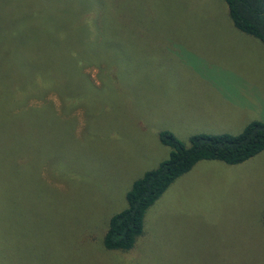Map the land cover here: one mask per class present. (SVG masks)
Segmentation results:
<instances>
[{
    "label": "rangeland",
    "instance_id": "obj_1",
    "mask_svg": "<svg viewBox=\"0 0 264 264\" xmlns=\"http://www.w3.org/2000/svg\"><path fill=\"white\" fill-rule=\"evenodd\" d=\"M47 1L0 0V264H264V149L195 162L146 209L130 249L102 245L131 182L168 155L159 131L187 143L264 121V45L223 0ZM76 4L73 35L53 33L72 13L45 9ZM85 5L102 20L93 38L78 26ZM63 44L93 84L104 68V84L80 105L74 84L62 89L69 113L53 92L14 108L46 103L60 117L14 115L18 70L47 67Z\"/></svg>",
    "mask_w": 264,
    "mask_h": 264
},
{
    "label": "trees",
    "instance_id": "obj_2",
    "mask_svg": "<svg viewBox=\"0 0 264 264\" xmlns=\"http://www.w3.org/2000/svg\"><path fill=\"white\" fill-rule=\"evenodd\" d=\"M58 1L60 0H48L47 2ZM223 2L232 25L242 33L258 39L264 45V0H223ZM64 7L65 5H62L57 10L51 6L46 8L45 12L50 18L59 17L61 19L63 15L69 18L72 16L73 24L69 22L62 27L63 22H60V25L52 29L53 33L61 29L68 37H71L76 25H74L73 14L78 6L76 4V8L68 13L64 11ZM87 7L85 5L80 12L79 16L82 17V21L77 23L84 36L93 38L101 30H96V24L101 25L102 20L99 19L100 15H94ZM73 42H75V37ZM31 45L36 46L33 43ZM63 45L65 50L54 51V58L47 67L37 68L29 65L24 67L26 70H18L16 90L13 93L16 102L13 103L11 109L14 115L18 114L21 117L22 114L38 115L46 106L51 110V114L56 115L46 103L28 107L27 111H14V108L23 104L25 100H42L49 92L55 93L61 100L62 112L69 113L72 110L71 103L75 102L80 105L83 102L85 89L90 90L92 87H100L104 84V73L102 72L104 68H99V86L93 84L83 69L80 71V67L86 66L87 63L77 59L75 52L71 49L72 45ZM92 64L96 66L97 62L96 64L90 62L88 66ZM72 85V90H76L74 102L69 100L68 91H62V89L68 90V86ZM157 137L161 144L168 147V155L155 167L143 171L131 182L125 192V207L109 216L102 236V245L107 250L126 251L130 249L135 239L142 233L143 216L146 209L175 178L187 172L195 162L218 160L225 164H238L263 150L264 121L250 120L235 134L195 133L188 137L187 143L177 139L168 130L159 131ZM261 223L264 227V208L261 213Z\"/></svg>",
    "mask_w": 264,
    "mask_h": 264
},
{
    "label": "crops",
    "instance_id": "obj_3",
    "mask_svg": "<svg viewBox=\"0 0 264 264\" xmlns=\"http://www.w3.org/2000/svg\"><path fill=\"white\" fill-rule=\"evenodd\" d=\"M242 112H249V108H248V105H245L242 107L241 109ZM250 121V120H249ZM211 134V133H210Z\"/></svg>",
    "mask_w": 264,
    "mask_h": 264
}]
</instances>
